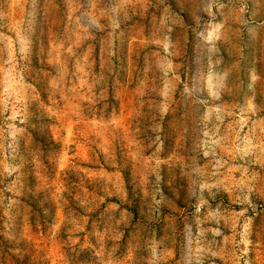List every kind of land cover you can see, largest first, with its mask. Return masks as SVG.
I'll return each mask as SVG.
<instances>
[{"label":"rangeland","instance_id":"obj_1","mask_svg":"<svg viewBox=\"0 0 264 264\" xmlns=\"http://www.w3.org/2000/svg\"><path fill=\"white\" fill-rule=\"evenodd\" d=\"M0 264H264V0H0Z\"/></svg>","mask_w":264,"mask_h":264}]
</instances>
